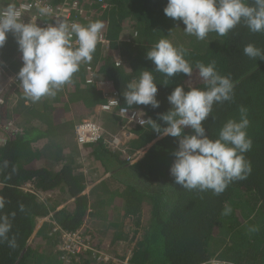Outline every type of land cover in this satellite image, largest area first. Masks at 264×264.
Returning <instances> with one entry per match:
<instances>
[{
    "label": "trees",
    "instance_id": "obj_1",
    "mask_svg": "<svg viewBox=\"0 0 264 264\" xmlns=\"http://www.w3.org/2000/svg\"><path fill=\"white\" fill-rule=\"evenodd\" d=\"M48 1L60 6L66 0ZM79 2L84 13L76 22L105 24L93 60L82 64L73 83L55 97L26 101L17 83L5 92L0 105L4 125L0 132L6 134L0 143V198L4 201L0 216L8 217L9 238H16L15 248L0 243V264H101L91 253L65 258L57 250L60 230L84 232L102 252L101 241L110 231L115 236L113 246L136 241L131 264H264V60L243 55L249 43L264 49V33H252L241 24L226 36L209 33L198 40L185 34L182 21L164 14L167 0ZM162 38L187 50L185 59L194 68L191 77L180 73L167 78L155 72L146 53ZM21 55L9 33L1 57L14 74L22 67ZM212 61L235 87L232 100L215 104L202 122L207 134L216 138L227 120L239 119L244 107L252 140L244 154L251 164L250 174L218 195L175 184L170 167L177 139L161 137L150 124L141 125L131 116L151 118L166 127L158 114L171 108L168 95L179 85L185 91L189 86L203 88L195 64ZM145 70L153 71L160 107L134 105L128 109L131 114L121 115V108L127 107L122 95L126 84ZM91 72L95 83L87 82ZM107 92L119 104L107 113L98 112L107 103ZM96 114H101L103 137L80 145L77 128ZM110 132H125L130 139L114 149ZM185 133L192 130L186 128ZM83 158L102 171L104 179L95 187L76 163ZM226 206L231 208L229 215L223 214ZM127 223L130 233L125 231ZM251 227L258 231L250 232Z\"/></svg>",
    "mask_w": 264,
    "mask_h": 264
},
{
    "label": "clouds",
    "instance_id": "obj_2",
    "mask_svg": "<svg viewBox=\"0 0 264 264\" xmlns=\"http://www.w3.org/2000/svg\"><path fill=\"white\" fill-rule=\"evenodd\" d=\"M163 11L167 17L182 21L185 34L198 40H204L209 33L226 36L241 24L252 33H264V0H167ZM37 12L40 17L52 16L53 8L37 5ZM22 17L15 3L0 0V48L11 33L22 54V67L16 76L18 87L26 101L35 103L44 97H55L66 84L73 83L80 66L93 60L105 24L101 20L69 24L57 19L55 24L41 27L37 20L25 23ZM186 55V49L162 38L147 51L146 58L155 65V72L167 78L180 73L191 77L194 68L185 59ZM243 55L264 60V49L249 43ZM195 70L204 87L189 86L187 91L183 85L174 88L167 97L171 108L158 114L166 127L162 128L151 118L141 119L139 123L150 124L161 137L177 139L178 147L172 154L174 160L170 167L175 184L189 191H212L218 195L230 183L246 179L251 172V164L244 155L252 147L247 134L250 121L247 109L241 107L238 120H227L216 138L210 137L202 122L211 115L215 104L232 100L235 84L230 77L218 73L215 61L197 62ZM157 93L153 71H141L126 84L122 95L127 107H122L121 111L127 112L134 105L159 108ZM109 102L119 104L115 99ZM186 128H190L192 134H186ZM3 206V198H0V209ZM230 213V206H226L223 214ZM11 228L8 217L0 216V243L7 242L10 248H15V236L9 238ZM249 231L258 229L251 227Z\"/></svg>",
    "mask_w": 264,
    "mask_h": 264
},
{
    "label": "built area",
    "instance_id": "obj_3",
    "mask_svg": "<svg viewBox=\"0 0 264 264\" xmlns=\"http://www.w3.org/2000/svg\"><path fill=\"white\" fill-rule=\"evenodd\" d=\"M18 2V8H20L23 14V21L25 23L32 21H36L38 26L46 27L48 24H55L57 19H63L64 21L71 24L72 22H76V18L81 16L84 13L79 0H66L60 6L53 5L48 0H15ZM50 5L53 8V15L40 17L37 12V5ZM24 7H21V6ZM30 6V7H29ZM90 70V69H89ZM17 73H12L10 69H8L7 64L3 61L1 57V48H0V105L4 104V94L5 92L13 85L19 83L16 80ZM88 83H95L96 79L92 72L88 75ZM104 88L106 89V84H104ZM107 103L105 105L99 106L98 112H105L116 108L118 104H112L109 100L115 99L117 100L111 92L106 93ZM118 101V100H117ZM121 115H129L130 112H123L120 110ZM132 118L139 123L140 116L137 114H131ZM145 124V123H144ZM12 125V124H10ZM12 128V126H10ZM4 127L2 122L0 121V128ZM104 130L101 125L94 124L92 122L86 123L83 126H79L77 128V138L78 143L80 145H87L89 143L97 142L99 139L103 137ZM53 225L56 226L55 231H59L60 228L55 222H52ZM60 238L61 243L57 246V250L63 253L65 258H77L83 253H91L97 258V260L101 264H118L116 258L111 255L105 254L102 251H97L91 242V238L87 236L84 232H66L60 230ZM120 264H130L129 259L123 260Z\"/></svg>",
    "mask_w": 264,
    "mask_h": 264
},
{
    "label": "rangeland",
    "instance_id": "obj_4",
    "mask_svg": "<svg viewBox=\"0 0 264 264\" xmlns=\"http://www.w3.org/2000/svg\"><path fill=\"white\" fill-rule=\"evenodd\" d=\"M98 109V108H97ZM101 114L100 115H95L92 119H89L87 121H85V123H94V124H97V125H101V127L104 129V126H103V123L101 122V118H100ZM12 126V130L16 131L18 130L17 128H15V125H10ZM19 131V130H18ZM107 132V131H106ZM109 132V131H108ZM111 134V132H110ZM127 133L123 132L122 134L119 133H112L111 137H109L110 139L113 138L114 140V143L113 145H110L112 146L114 149H116L119 145H125L128 143L130 137L127 135H125ZM6 134L5 133H2L0 132V143L5 141L6 140ZM144 153V151H143ZM76 163L79 164V166H81V169H82V172L83 173H87L86 175L88 176V181H89V184L91 186H94L98 183V181L100 180H103L104 176H102V171L99 167H97L96 165H93L90 160H86L85 158L83 159H76ZM89 189H91V187H89ZM145 220L147 222V217H145ZM128 224V223H127ZM129 225V224H128ZM146 225V224H145ZM144 225V226H145ZM130 225L127 226V228H125V231L127 233H130ZM143 233V231H142ZM113 232L110 231L108 233V235H104L102 234L103 236V239L101 241V244L100 246L103 248H101L103 250V252H106V253H112V254H116L118 256H120L121 258H118L117 261H118V264H120L123 260H125V257L126 259L128 258L129 259V263L131 264L132 263V254L131 252L133 251V248L135 247V243L136 241H134L133 243H130V242H121V243H116L114 244V246L111 244V240L112 238H114L115 236H113ZM131 235V234H130ZM132 238V237H131ZM100 250V248H99ZM101 251V250H100Z\"/></svg>",
    "mask_w": 264,
    "mask_h": 264
}]
</instances>
